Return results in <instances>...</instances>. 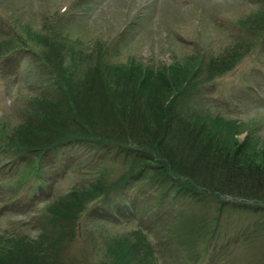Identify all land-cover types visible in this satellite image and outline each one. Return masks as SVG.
I'll list each match as a JSON object with an SVG mask.
<instances>
[{"label":"rangeland","instance_id":"1","mask_svg":"<svg viewBox=\"0 0 264 264\" xmlns=\"http://www.w3.org/2000/svg\"><path fill=\"white\" fill-rule=\"evenodd\" d=\"M261 21L264 0H0V143L3 139L14 145L10 151L19 150L39 143L50 122L73 118L50 109L61 102L50 84L51 68L66 83L73 77L70 70L84 79L101 65L114 77L131 78L128 70L141 65L155 73L170 69L181 81L199 69L196 82L204 95L191 105L238 120V126L217 125L238 143L249 132V142L264 149ZM233 52L239 56L229 67ZM153 80L142 85L143 94L156 82L166 87L162 76ZM76 82L75 93L101 119L109 106L99 91L102 83L95 78L86 85ZM10 151L0 153V264H119L113 251L103 262L106 248L111 238L129 230L124 225L138 224L146 229L158 264H264V214L226 203L218 210L216 200L208 198L173 197L144 178L124 190V200L115 205L120 216L91 203L87 211L105 221L84 211L71 226L73 234L61 237L62 227L45 219V205L93 180L98 171L105 170L104 183H114L128 158L115 150L107 154L76 146L12 161ZM38 181L45 183L36 188ZM76 201H58L52 208L69 209ZM170 225L182 229L181 237L167 236ZM42 227L46 237L40 236Z\"/></svg>","mask_w":264,"mask_h":264},{"label":"trees","instance_id":"2","mask_svg":"<svg viewBox=\"0 0 264 264\" xmlns=\"http://www.w3.org/2000/svg\"><path fill=\"white\" fill-rule=\"evenodd\" d=\"M260 27L264 29V21H261ZM238 56L233 52L229 67ZM124 69L127 68H117L120 71ZM51 70L50 84L60 92L61 97L58 99L61 102L55 101L56 105L50 106V109L57 116H65L68 112L74 115L73 118L50 122L49 130L52 133L38 137L41 138L39 143L23 144L19 150L13 148L10 151L14 145L1 139L0 153L10 151L13 153L10 160L23 161L27 155H44L62 147L78 146L91 151L105 150L107 154L115 150L122 155V159L128 158L123 172L114 183H104L105 170L98 171L93 180L71 187L45 205V219L53 225H59V230L62 227L61 237L73 234L71 226H75L77 216L84 211L93 218L105 221L101 214L87 211L91 203L102 204L104 208L100 209L109 211L111 216H120L115 205L119 200H124V190L143 178L155 184L156 188L171 191L173 197L190 200L208 198L216 200L218 210L226 203L236 210L264 214V149L249 142V132L238 143L231 138V134L222 132L217 125H227L225 121H229L230 126H238V120H224L222 116L198 111L191 105L192 99L204 95L200 84L196 82L199 69L189 71L181 81L182 78L176 79L170 69H160V72L155 73L150 66L141 68L140 65L139 69L134 67L128 70L132 71L134 77L121 78L118 74L112 76L110 71L99 65L90 78L87 75L84 79L75 78L70 70L73 77L66 83L61 80V76H57L58 71L53 68ZM161 76L166 87H159L156 82V86L147 95L142 93V85L153 84V78ZM93 78L102 83V90L99 91L109 105L105 114L100 115L101 119L93 115L94 108L84 104L88 100L80 98L73 86L76 81L86 85ZM112 84L118 85L120 91L113 90ZM53 135L56 137L51 138ZM126 165L129 167L126 168ZM3 166L4 162L0 167ZM44 183L38 181L36 188ZM227 196L231 199H226ZM64 200H68L69 204L77 201L69 209L57 211L52 208L56 202ZM69 224L70 228L65 231L63 228ZM123 228L129 230L111 238L103 262L113 251L117 257L114 263L158 264L154 246L147 239L146 229L141 224L134 228L124 225ZM209 231L205 229L203 234ZM181 232L182 229L177 231L176 227L171 228L170 225L167 236L176 240L181 237ZM40 236L46 237L44 227ZM60 240L57 238L54 241L58 247Z\"/></svg>","mask_w":264,"mask_h":264}]
</instances>
